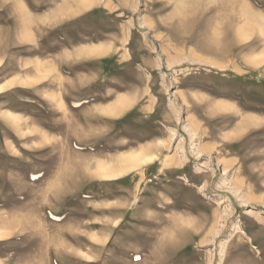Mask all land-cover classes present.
Wrapping results in <instances>:
<instances>
[{"label": "rangeland", "instance_id": "1", "mask_svg": "<svg viewBox=\"0 0 264 264\" xmlns=\"http://www.w3.org/2000/svg\"><path fill=\"white\" fill-rule=\"evenodd\" d=\"M0 264H264V0H0Z\"/></svg>", "mask_w": 264, "mask_h": 264}, {"label": "bare ground", "instance_id": "2", "mask_svg": "<svg viewBox=\"0 0 264 264\" xmlns=\"http://www.w3.org/2000/svg\"><path fill=\"white\" fill-rule=\"evenodd\" d=\"M194 11V10H193ZM184 14V13H183ZM190 15V14H189ZM89 55H90V53H88ZM108 168V167H107ZM126 169V168H125ZM124 170V169H123ZM114 171V170H113ZM126 171V170H125ZM111 173H114V172H106V174L109 176V175H111ZM115 174V173H114ZM116 175V174H115Z\"/></svg>", "mask_w": 264, "mask_h": 264}, {"label": "snow or ice", "instance_id": "3", "mask_svg": "<svg viewBox=\"0 0 264 264\" xmlns=\"http://www.w3.org/2000/svg\"><path fill=\"white\" fill-rule=\"evenodd\" d=\"M135 258H136V259H139L140 257H139V255H137Z\"/></svg>", "mask_w": 264, "mask_h": 264}]
</instances>
